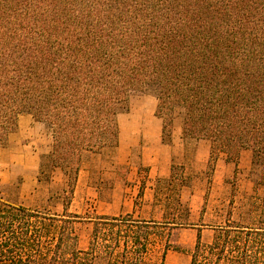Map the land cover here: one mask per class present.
Segmentation results:
<instances>
[{
  "label": "trees",
  "instance_id": "obj_1",
  "mask_svg": "<svg viewBox=\"0 0 264 264\" xmlns=\"http://www.w3.org/2000/svg\"><path fill=\"white\" fill-rule=\"evenodd\" d=\"M148 88L164 135L181 110L210 168L250 150L264 187V0H0V139L31 115L68 177L61 216L0 201V264H144L153 237L185 225L101 216L82 250L69 213L83 154L118 144L119 115ZM214 230L190 264H264V195L259 226Z\"/></svg>",
  "mask_w": 264,
  "mask_h": 264
},
{
  "label": "rangeland",
  "instance_id": "obj_2",
  "mask_svg": "<svg viewBox=\"0 0 264 264\" xmlns=\"http://www.w3.org/2000/svg\"><path fill=\"white\" fill-rule=\"evenodd\" d=\"M157 105L155 90L133 92L128 110L118 117V144L83 154L68 206L69 213L79 218L75 231L82 250L88 247L93 220L101 216L132 214L139 220L185 224L173 227L168 238L153 237L144 264H190L200 231L203 242L209 243L214 229L229 220L243 227L260 225L263 168L252 166L251 151L243 149L237 162L220 154L210 168V141L184 136L179 109L171 133L164 135ZM35 121L29 114L20 115L17 128L5 140L0 139L1 148L19 150L23 156L19 163L11 162L8 155L0 157V201L61 216L67 204V173L52 162V132ZM23 145L29 146L28 151ZM30 149L38 152V168L31 171L24 167L34 166ZM143 166L173 168L169 178L151 186ZM236 166L252 168L247 171ZM135 167L139 168L137 174ZM129 176L136 181H126ZM166 244L169 250L164 254Z\"/></svg>",
  "mask_w": 264,
  "mask_h": 264
},
{
  "label": "crops",
  "instance_id": "obj_3",
  "mask_svg": "<svg viewBox=\"0 0 264 264\" xmlns=\"http://www.w3.org/2000/svg\"><path fill=\"white\" fill-rule=\"evenodd\" d=\"M35 125H39L40 122H37L35 121L34 122ZM42 124V123H41ZM38 126H36L37 128ZM33 129V128H32ZM12 143V142H11ZM24 150L26 149L28 151L29 149V146L28 145H23L22 147ZM21 148V149H22ZM31 148V147H30ZM11 148L8 147V148H1L0 147V157L2 156H5V155H8L9 158H10V161L11 162H16V163H19V160L23 157L21 155V151H11L10 150ZM22 149V150H23ZM90 153V152H88ZM38 152L30 149L29 150V157L32 159L33 163H34V166H24L26 169H28L29 171L31 170H35L38 168V166H36V163H37V159H38V156H37ZM84 158V157H83ZM145 167L147 170H146V175H147V179H148V183L149 185L151 186H155V183L160 180V179H166V178H169L171 176V171H172V168L173 166H143ZM224 168H228L230 166H222ZM238 169H243V170H250L252 168V166H236ZM133 170H135L136 174L138 173V169L137 167L135 168H132ZM137 177V176H136ZM126 181L128 182H135L136 181V178H134V176H129L127 177ZM254 185V183H253ZM264 195V194H263Z\"/></svg>",
  "mask_w": 264,
  "mask_h": 264
}]
</instances>
